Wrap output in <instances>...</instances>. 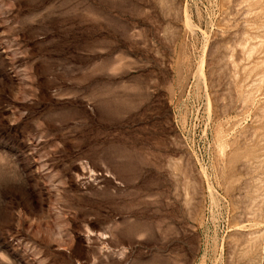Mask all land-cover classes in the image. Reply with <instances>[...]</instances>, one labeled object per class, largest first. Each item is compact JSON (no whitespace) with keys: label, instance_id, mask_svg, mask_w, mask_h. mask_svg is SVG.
Returning <instances> with one entry per match:
<instances>
[{"label":"rangeland","instance_id":"rangeland-1","mask_svg":"<svg viewBox=\"0 0 264 264\" xmlns=\"http://www.w3.org/2000/svg\"><path fill=\"white\" fill-rule=\"evenodd\" d=\"M0 264H264V0H0Z\"/></svg>","mask_w":264,"mask_h":264}]
</instances>
